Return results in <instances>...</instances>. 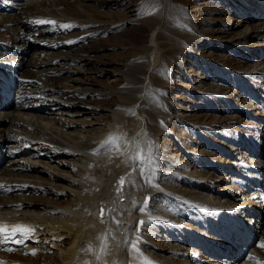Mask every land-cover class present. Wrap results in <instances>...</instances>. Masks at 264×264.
Instances as JSON below:
<instances>
[{
	"label": "bare ground",
	"instance_id": "obj_1",
	"mask_svg": "<svg viewBox=\"0 0 264 264\" xmlns=\"http://www.w3.org/2000/svg\"><path fill=\"white\" fill-rule=\"evenodd\" d=\"M195 1L28 0L18 17L0 16V38H10L17 45L24 44L20 32L24 31L25 37L30 34L25 23L28 18L56 21L50 24L51 28L68 31L57 38L65 41V46L84 41L81 47L45 52L43 56L22 60V75L34 78V85L43 90L49 101L53 99L49 107L43 109L46 111H35L25 105L0 111V137L28 138L58 159V167L53 168L60 171L51 173L33 161L28 166L31 171L24 175L47 182H29L10 172L1 175V181H19L21 188L27 186L32 191L38 190L36 197L29 195L22 199V194L14 199L0 197V224L27 225L33 229L28 237L34 241L24 251L0 254L9 260V264H144L134 261L137 256L131 244H127L130 239L137 243L139 251L152 252V256L169 264L174 258L175 243L167 235L161 238L162 235L158 237L150 231L152 217L149 213H155L170 231L179 229L170 221L187 219L196 225H191L196 232L210 238L213 236L201 229L200 222L192 216L195 213L193 204L208 205L209 194H213L214 202H226V208H221L226 209L227 214H238L245 222H248L249 212L257 210L260 212L258 217L263 214L257 203L264 201V131L247 132L246 126L253 124L264 129L263 123L257 122L264 116L260 90H264V84L255 82L256 85L250 86L257 95V102L250 100L248 107L238 104L239 108L232 110L228 100L232 99L236 89L211 81L200 70L199 75L195 72L196 76L194 72H187L180 66L185 58L178 60L177 66L181 67H178L181 70L178 81L166 79L169 72L160 76L158 56L170 62L167 54L180 52L195 61L198 54L212 61L208 66L214 64L233 71L238 75L236 77L264 81V75L255 74L257 71L264 73V57L256 56L259 50L264 52V43L248 41L264 39V0H201L198 7H189ZM126 3L128 5L123 7ZM206 4L216 6L212 10L222 16L212 17L207 13L208 17H199L196 12L206 10L203 9ZM239 9L261 22L247 23L241 19L234 20L236 23L233 24L231 15ZM145 11L152 14L146 15ZM251 11L260 14L255 17L249 14ZM63 24L72 27H60ZM74 29L78 31L70 33ZM146 30L149 40L142 48L141 68L136 71L132 66H126V70L115 69L112 74L107 68L110 63L94 54L105 49L104 44L98 46L97 43L109 39L106 37L109 34L118 38L130 32L138 37ZM97 35H101L100 40L95 39L87 45V38ZM203 47L226 51L233 58L235 52L241 55V60L232 62L227 55L216 58L213 53L201 50ZM191 53L197 54L191 56ZM245 55L254 58L252 64L247 63ZM243 61L249 64L246 68ZM88 65L97 67H86ZM118 75L121 82H117ZM194 76L198 80L207 77L205 80L210 82L197 83ZM172 91L178 95L171 94ZM98 96L101 99L97 100ZM215 104L217 109L210 111ZM42 113L82 117L78 119L82 124H90L89 119L97 114L98 120H110L114 127L105 129V133H109L103 142H98L105 130L96 134L78 124L72 128L73 120L56 119L57 127L48 125L41 121ZM167 122L176 124L175 128ZM87 132L89 135L85 134ZM245 132L256 134L254 146L248 144ZM168 136L176 144H172L174 141L171 142ZM242 136L246 146L234 147L232 143L242 140ZM162 138L165 146H173L180 156L192 158L190 166L195 174L184 169L175 158L159 152L156 145ZM235 150L243 153L246 174L241 171L242 164L234 155ZM253 151L255 156H249ZM23 158L10 162L18 166L26 162ZM253 165L262 177L257 199H250L248 190L235 183V179L242 177L251 181L253 176L249 168ZM62 168H67L68 172ZM73 171L78 174V180L69 177ZM121 177L125 178L123 184H120ZM258 189L253 191L258 192ZM159 191L163 193L159 194ZM61 194L67 195L62 198ZM240 197L245 199L235 200ZM145 202L148 211L143 212L141 208ZM135 232H140L154 248L142 244ZM36 233L49 235V238H42L46 242L44 247L36 243ZM260 243L255 249L262 254L258 260L264 261V247H260ZM89 247L91 251H88ZM33 249L35 255L31 254ZM166 257L170 259H160ZM171 263L183 264L179 261ZM198 263L205 262L190 261V264Z\"/></svg>",
	"mask_w": 264,
	"mask_h": 264
},
{
	"label": "rangeland",
	"instance_id": "obj_2",
	"mask_svg": "<svg viewBox=\"0 0 264 264\" xmlns=\"http://www.w3.org/2000/svg\"><path fill=\"white\" fill-rule=\"evenodd\" d=\"M201 0H196L194 3H190V6L189 7H198L197 5H199V4H197V3H199ZM126 5H128V3H126V4H124L123 5V7H125ZM200 5H202V4H200ZM202 6H204V5H202ZM214 7H216V6H214V5H212V4H206L205 5V7H203V9H206V10H202V11H199V12H196V14H200L199 15V17H208L209 15L208 14H211L212 15V17H221L222 15H221V13H219V12H216V11H214V10H212ZM117 9V8H116ZM190 10H191V13H193V11H192V8H190ZM208 13V14H207ZM249 14H251V15H253V14H256V12H254V11H251V13H249ZM240 15V14H239ZM226 17H228L229 15H225ZM231 16H233L232 17V19H231V22L232 21H234V20H236V15H231ZM242 17H243V15H242ZM241 19H243V18H241ZM234 23H236V21H234L233 22V24ZM253 23H256V22H253ZM149 33V31L148 30H146L145 32H143L141 35H139L138 37H136L135 35H132L130 32L129 33H127L126 35H123V36H119L118 38H114L113 36H112V34H109V35H107L106 37H108L109 39H107V40H102V41H100V42H98L97 43V45L99 46V45H102V44H104V46H105V49H103V50H101V51H98V52H95L94 54H96V55H98V56H96V57H98L100 60H102V61H107V62H109L110 64H107V68L112 72V74H115V72H114V70L116 69L117 71L119 70V71H124V70H126V66H132L133 67V69L136 71V70H138V69H140L141 68V66L139 65V63L141 62V60H143L142 59V55L144 54V52H143V50H142V48H143V46L146 44V41H148L149 40V38H148V36H147V34ZM110 36V37H109ZM98 40H100V39H98ZM97 40V41H98ZM249 40H256V39H249ZM106 41V42H105ZM261 40H257V42H260ZM108 42V43H107ZM251 42H253V41H251ZM251 42H249V43H251ZM256 44V43H255ZM121 45H123V46H121ZM97 46V47H98ZM179 46V45H178ZM205 47H203L201 50H203L205 53H213V55L216 57V58H221V55H227V57L232 61V62H234V61H239V59L241 60V58L239 57V56H235L234 58H233V56H230L226 51H224V53L222 52V51H220L219 49H216V48H210V49H207V47L204 49ZM200 50V49H199ZM242 50V49H241ZM39 53L40 52H38V53H34V54H37V56H39ZM100 53L102 54V56L100 55ZM111 54V55H110ZM212 55V54H211ZM32 56L33 55H30V57L28 58V60H30L31 58H32ZM37 56H34V57H37ZM213 56V57H214ZM33 57V58H34ZM167 57H170L171 59H170V62H167L166 60L164 61L163 59H162V56H158V58H160V63H159V65H158V70H159V73H160V76H162L164 73H166V72H169V73H167L165 76H166V79H169V78H171V79H173V81L175 80L176 82L178 81V75L181 73V70L178 68V66H177V64H179V62H178V60H179V58H185V59H183V62L181 61V64H180V66L182 67V68H186V70L187 71H189V73L191 72H194V75L196 76V74L197 75H199V70L198 69H196V68H194V67H192L191 65H195V63L197 62L196 60L194 61V58H188V57H186V54H182V53H180V52H175V53H172V54H167ZM166 57V58H167ZM256 59V58H255ZM244 62V64H242L243 66H244V68H246V66L247 65H249V64H247L245 61H243ZM189 63V64H188ZM242 63V62H241ZM253 62L251 61V64H252ZM188 64V65H187ZM175 66L177 67V69L175 68ZM86 67H93V68H96L97 66L96 65H88V66H86ZM190 67H192L193 69H190ZM195 72H196V74H195ZM163 73V74H162ZM120 74H122V72H120ZM119 76V81H117V82H121V77H120V75H118ZM178 76V77H177ZM194 76V78L196 79V80H198L199 78L198 77H195ZM205 78H207V77H203L202 79H200V80H198L199 82H197V83H200V82H204V80H205ZM104 78H101L100 80H103ZM109 80L111 81V79L109 78ZM206 81V83H208V82H210V80L208 81V80H205ZM185 83V82H184ZM113 84V83H112ZM171 94H176V95H178V92H175V91H172V93ZM98 99H101V97H97V100ZM101 104H103L104 102L103 101H101L100 102ZM45 114V115H44ZM57 115V116H56ZM94 115V114H93ZM41 116H42V118H41V121L42 122H44V123H47L48 125H52V126H56L57 127V124H54V120H61V121H72L73 120V124H72V128H75V127H73L75 124H78V126H80V127H84V129H90V130H93V132L94 133H96V134H99L100 133V130L102 131V130H105V129H112L113 127H114V125H113V122L112 121H110V120H98L99 118H97V114H95L94 115V117L92 118L91 117V119H89L90 120V124L89 123H84V124H82V122L80 121V120H78V119H81L82 117H70L69 115H66V114H51V113H48V114H46V113H42L41 114ZM56 116V117H55ZM53 117V118H52ZM43 119V120H42ZM46 120V121H45ZM52 120V122H50V121ZM263 120V121H262ZM48 121V122H47ZM75 121V122H74ZM258 122V124L260 125V124H262L263 123V127H264V116H263V118L262 119H260L259 121H257ZM167 124L169 125V126H173L172 128H175V126H176V124H174L173 125V123H171V122H167ZM178 125V124H177ZM71 128V129H72ZM71 131V130H70ZM86 135H89V133L87 132V133H85ZM263 140V139H262ZM160 142V141H159ZM159 142L157 143V147H158V150H159V152H161V153H165V152H163V151H160V149L164 146L165 148H168L167 149V152L169 153V151L170 150H173L174 149V147L173 146H170V147H167V146H165V144H162V143H164L163 142V138L161 139V142H160V146H158V144H159ZM173 148V149H172ZM174 152L177 154V151H175L174 150ZM168 153H165V154H167L168 155ZM175 154V156L177 157H182V156H180V154H177L176 155ZM264 155V154H263ZM170 156V155H169ZM175 157V158H176ZM23 158V157H22ZM28 158V157H27ZM172 158V157H171ZM186 158V157H185ZM47 159V158H46ZM23 160H24V158H23ZM44 160V159H43ZM25 161V160H24ZM187 161H188V159H187ZM12 162V161H11ZM30 162H32L33 163V160H31ZM37 161H34V163H36ZM41 162H44V161H41ZM179 165H181L179 162H178V160L176 161ZM44 163H46L47 164V162H44ZM181 163H183V161H181ZM37 164V163H36ZM189 165H191V164H189ZM182 166V165H181ZM51 167V168H50ZM55 167H58L57 165H55V163H51L50 165H47V168L46 169H48L49 171H51V173H52V171H53V173H58V172H60L58 169H54ZM182 167H184V169L186 168V170L188 169L187 168V165H183ZM44 168V167H43ZM191 168H193V167H190V169ZM51 169V170H50ZM54 169V170H53ZM62 170L63 171H67L68 169L67 168H62ZM68 172V171H67ZM66 172V173H67ZM189 172H191V173H193V174H195L194 172H195V170H193L192 169V171H190L189 170ZM11 174H12V176L14 175L15 177H17V178H23V180H27V181H43V180H45V181H43V182H47V180L46 179H42V178H37V177H33V176H27V175H24L25 173H22V172H20L19 173V176H16V173H12V172H10ZM63 174H65L64 172H62ZM23 174V175H22ZM70 174V173H69ZM22 175V176H21ZM72 174H70L69 175V177H72L71 179H74V180H78V176L76 175V176H71ZM25 176H26V178H25ZM67 176V175H66ZM28 177V178H27ZM45 177V176H44ZM49 181V180H48ZM67 195V194H66ZM65 195V196H66ZM65 196H62V198L63 197H65ZM17 196H13L12 198L14 199V198H16ZM211 197V199H213V194H209V198ZM11 198V199H12ZM24 198V196L22 197V199ZM214 200V199H213ZM40 204L42 205L43 204V202H40ZM45 205H47V203H44ZM2 206V205H1ZM3 208V207H2ZM1 208V209H2ZM21 208H23V206H21L20 207V209ZM35 208V207H34ZM60 210V209H59ZM63 211H66V210H63ZM70 214V213H69ZM158 230V231H157ZM156 232H155V234H158L157 236L159 237H161V235H162V237L161 238H163V237H165L166 235H163L162 234V232L158 229V228H156V230H155ZM40 236H41V239L42 238H44V237H47V238H49V235H46V234H40ZM32 244V243H31ZM41 245V247H44L45 245H46V242L43 244H40ZM47 247V246H46ZM42 250V249H41ZM41 250H40V252H41ZM46 254H48V252H46Z\"/></svg>",
	"mask_w": 264,
	"mask_h": 264
},
{
	"label": "snow or ice",
	"instance_id": "obj_3",
	"mask_svg": "<svg viewBox=\"0 0 264 264\" xmlns=\"http://www.w3.org/2000/svg\"><path fill=\"white\" fill-rule=\"evenodd\" d=\"M154 11V9H153ZM146 15L148 14H152L151 11H145ZM34 23H38V24H55L56 21L53 20H47V19H37L35 21H33ZM60 27L62 28H71L72 25L71 24H63L60 25ZM68 43H72L71 41H69ZM137 159H139V157H137ZM125 182V178L121 177L120 180V184H123ZM151 181L149 180V183ZM0 187H3L2 185H0ZM141 224L143 223L142 221L140 222ZM32 228L31 226H27V225H12V226H8V225H3L0 224V242L3 243H7L9 241L14 240L15 243L17 244H23L25 239L28 238V236L31 234L32 232ZM17 234H19L20 236H22V239H14ZM260 247H264V241H262L259 245ZM131 247L135 250V251H139L138 247H137V243L136 242H132ZM8 251H12L13 249H7ZM88 251H91V247H89ZM32 255H35L36 252L33 249L31 252ZM250 259H255V257H249ZM149 264H151V262H149Z\"/></svg>",
	"mask_w": 264,
	"mask_h": 264
}]
</instances>
